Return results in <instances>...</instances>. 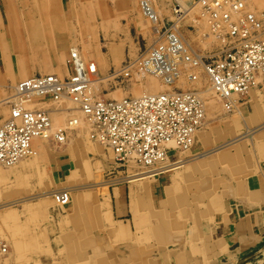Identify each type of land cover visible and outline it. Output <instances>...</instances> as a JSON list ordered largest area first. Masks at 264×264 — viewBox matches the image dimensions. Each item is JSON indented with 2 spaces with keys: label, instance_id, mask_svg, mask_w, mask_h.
<instances>
[{
  "label": "bare ground",
  "instance_id": "obj_1",
  "mask_svg": "<svg viewBox=\"0 0 264 264\" xmlns=\"http://www.w3.org/2000/svg\"><path fill=\"white\" fill-rule=\"evenodd\" d=\"M132 1H134V0H132ZM176 1L178 2V8L180 10H182V12H183L181 14L182 18L176 17V14L174 11ZM176 1L175 0H140V8H141V12H142L143 16L150 18V19H154L158 26L161 23H162V25L158 29L155 28V31L152 28V33L155 32L156 35H154L155 39L152 41V43L149 46H147L141 52H137V55L132 56V58L124 59V62H122L119 65V67L113 68L110 71V73H106V75H102L99 73L100 68L98 67V64L104 65V64H106L112 60L116 61V63L119 62L118 61V59H119L118 58L119 48L118 47H111V48H113V50H112L113 56L108 55V54L105 55L104 53H103L104 55H102L96 49H95V51H94V49L90 50L89 53H87V54H88V56L93 57L95 60L88 59L87 57H85V53H83V48H81L80 46H75L76 42H78L79 39L77 40L76 31L74 29H72L74 35L72 37V42H70L71 44H69L70 47L68 50V55H70L71 59H70V61L68 60V64L66 63L67 64V70H65L66 69L65 66H64L65 68H63L66 72L65 76H63L62 72L56 71V70H53L50 68L48 63H51V60H52V58H51L47 62L45 61L41 64L38 63V64L34 65L33 66L34 68L30 69V70H28V68L24 67L25 65L23 67L19 66V69H17V70H19L20 78L18 80H16V82L14 84H12V80L15 79V75L12 76V78L7 77V79L4 81L7 84L6 83H5V85L0 84V86L3 85L1 88L5 87L4 90H6V95L3 97H0V108H2L3 112L6 113V116L3 117V119L1 118L2 120L0 122V127L4 128L6 126V123L12 121L11 119L14 118L13 111L15 109H17L16 106H14V104L19 105V103L16 100V91H17V88H19L20 82L28 81L31 78H36V77H40V76H51L54 79H56L57 81L60 80V81L65 82L66 79H69L71 77L70 63L73 60H76L81 65L82 71L86 77L85 87L82 90H78L74 93L69 94L68 91L66 90V91H63L61 94H59V96H57V97H52V96L39 97V95H31V96L25 95V98L20 100L21 105H23L22 108L28 109L31 112H37V113L42 112L47 117V119H46L47 124L45 126L46 128L43 130L42 133H37V134L32 135V138L28 141V144L26 145L27 149L24 152V154H25L24 156H22L16 162H13L11 164H7V163L4 164V162H0V167L2 166L5 169H8V168L9 169H14V168L16 169L20 165L26 166L25 163L28 160L31 161V164H35L34 162L37 159L38 155H41V153L43 151L52 150L54 148L58 149V147H61L60 150H58V153H61L62 149L64 148L62 146H66V149L71 153V155L73 157L76 158L77 156H75L74 153H83L84 151H86L87 149H89L91 147L92 142H90V140L87 139V137H86L89 134V130L87 129V127L82 126L84 124H87V126L90 125L98 144H100L101 146L106 148V150H109V153L111 152L112 156L114 157V161L116 163L118 162L119 164L121 163L123 166H125L127 168L128 171L130 169V173L127 176H124L122 178L118 177V178H114L113 180H107V181L102 180L99 182H94V184L82 186V184H80V185H78L79 183L77 184L78 176H79L78 172L80 169H79V167L76 166V169L72 170L70 172V175L66 176L65 179L61 183L50 186L49 189L48 188H46V189L41 188L43 190L40 189V191L35 192V193H30V194H27L24 196L20 195V197L18 196L15 199L6 200V201L4 200L3 202H0V211L3 209H6V208H14V209H16V211L17 210L32 211V212L34 211V212H37L36 216L38 215V219L36 221H33L35 218L33 220H29V223H32V225L29 226V229L22 230V232L24 233L22 240H17L15 238H13L14 234H12V237H11V234H6V232L0 228V264H11L10 259L29 257L28 255H26L24 253V249H26L25 246L28 248H31L34 243H36V246H37V243L39 241H42V242L45 241V236L47 233H46V229L44 228V225L42 227V223L45 222L44 220H45V216H46L45 214L46 213L43 211V208H42L43 206H37L38 203H41L45 199H49V201L52 200L49 203H47L46 207L48 208L49 206L52 205V208L56 211V214H58L56 216L57 218L59 216H61L60 215L61 212H63L62 215L68 216V215L75 213V212H81L83 210L86 211V213L83 216H84V218H89V222H88V228L89 229H87L85 232L83 230H79V226L81 224H79V222L76 219H73L72 221H70V226H73V229H71L70 231L68 229V231L65 233V235L67 237H68V235H70L72 237V234H73V236H75V235L79 234L80 232H82V233H86V235L87 236L89 235V236L87 238H84L85 237L84 235H80L79 239L77 237L76 239H70L69 238V240H84V241L85 240H92V241H94V238H93L94 237V235H93V233H94L93 213H89V206L86 202H84L83 197L80 194L81 193L80 191L86 190V189H89V191H94L92 189L95 188L98 192L94 191L95 192L94 194H100L101 193L102 195H104L103 200L97 199L94 195L92 198V201L94 202V206H96V207L100 206L97 209L98 214H100V212H101L100 210L102 208H105V212L107 215V222H108L106 224V228L109 226V227H111V229L113 231H117V234H119V236H121V237H118L119 241L141 243L145 240V238H142V236H141L142 231L148 230L150 228L149 223H147V221H149V218H148V214L146 213L147 207L145 205V200H144L145 188L148 186V183L151 181V180L148 181L149 178H151V177L155 178V177L162 175V174H165V173H171L175 177L177 175H180L181 179H183L187 176L190 178L192 176V174H190V172L193 171L194 169H196V168L202 169L203 168L205 170L208 168H212V166H214L211 161H209V164L203 163V161L205 159H207V158L210 159V157H213L212 155L219 158L218 161L219 160L220 161H226V163L228 162L229 164H231L232 166L228 167L227 169H230L233 171H235V170L241 171V168L244 167V166H242V167L240 166V161H242V160L246 161V162H251L255 158H258L260 155H262V157H264V139L262 140V142H259V144H260L259 149L255 150V152L254 151L252 152V158H251L252 160H249L250 156L249 157H247V156L233 157V155H232L233 153L230 155L231 152L229 153V152L225 151L227 148L232 146L233 148H236V150H237L236 153L238 151L240 152L241 149L244 148L243 142H247V141H249V143L251 144V147L254 148L255 147V144H254L255 136L257 134L261 133L262 131H263L262 136H264V79H263V77L261 75H258L256 80H255V84L251 85L250 87H248L243 92L239 93V92L233 91V92H230L228 95H226V97H223V96L218 95L216 88L214 86L213 80L210 79V77L208 75L209 73L207 70L208 69L207 68L208 62H210L212 59H217V58L219 59L220 55L223 52L224 44L228 40L227 39L225 41V38H224V34L228 30V21H231V22L235 21L239 26L242 23L247 24V21H245V20L241 23V19H244L247 16L248 11H254L253 10L254 7H257L259 10H264V0H240L241 2H243L242 6L240 7V9L230 10L228 18H214L213 20H212L213 17L211 16V14L209 12H207L202 7L201 2H199L198 0H176ZM225 4L226 3H224V6H225ZM100 6L103 9V6L101 4H100ZM226 9L228 10V8H226ZM59 10H57V11H59ZM259 10L254 11L252 13H254L256 17L261 19L262 15H261V11H259ZM215 12H216L215 16L217 17L219 15L220 11L216 8ZM9 19H10V17H9ZM46 19H50V18L46 17ZM46 19H45V21H46ZM167 19L172 20L175 23L174 24V27H175L174 32H173L172 36H170V42L172 39H175L178 44L183 43L184 46L182 47V49L180 47L178 50L181 49V51L179 53H177L175 56H173L175 69H172L171 71H168L163 75H160V74L154 73L152 68L149 66L141 67V61L150 56L151 51L156 47V45H158V44L167 45L168 44V38H165L164 34L161 33L162 32L161 29H162V27L165 26V24H166L165 20H167ZM185 19L189 20L191 22V24L194 23L196 25V27H197L196 39H197L199 45H201L200 47L203 50H208V51L214 50V53L210 54L209 56L207 55L205 57L204 54L202 55L201 53H198L193 48L192 44L189 43V41L187 42L184 35L176 28L180 24V22L185 20ZM68 20L71 23L70 19H68ZM147 20H146V22L143 21L141 23L146 24ZM9 21H10V25H11L10 37H7L6 34H4L5 35L4 36L3 35L4 32L0 31V52H1V60H2V64H0V65H1V68L3 66L7 69H10V71H12L11 70L12 64H11L10 55L12 52V48L14 46H16V43H18L19 36H18V31L14 28V23H12L13 20L11 19ZM27 21H29V20H27ZM45 21H44V23H45ZM214 21H215V24L217 23V26L214 25V27H213ZM30 22L31 21H29V25L30 24L33 25ZM49 22H50V20H48V26H46L45 28L49 27V25L51 24V23L49 24ZM261 22H262V25L264 27V19H262L260 21V23ZM26 23H28V22H26ZM44 23H43V25H44ZM39 24L40 23L37 21V23H35V27H38V26L40 27ZM46 24H47V21H46ZM25 25H28V24H25ZM58 25H59V27L61 26L59 22H58ZM44 30H46V29H44ZM38 31H39V29H38ZM68 31H71V29ZM188 31H190V30H188ZM192 31H194V30H192ZM22 32L26 34V27L25 26H23ZM39 32H41V31H39ZM39 32H37L36 30H33V29H29L28 33L26 34V35H29V41L27 39H24V41H23L22 40L23 38H21L23 46H25V45H26V47L33 46L30 48H36L37 47L35 45L36 43H37V45L41 46L42 44H39L40 41H38V37H39V35L41 36L42 32L40 34H39ZM52 32H54V31H51V33ZM43 34H45L46 36ZM52 34H50V32L44 31L42 33V36L40 39V40H43L45 38V40H47L45 42V44H43L42 46L47 48L48 43H49V47H50L49 51L53 50V48L51 47L53 45L52 44V37H51ZM69 36H70V34H69ZM261 37L264 38V34H262ZM30 43H31V45H30ZM32 50H34V49H32ZM125 52H126V50H125ZM59 59L61 60L60 57H59ZM20 62H21V60H20ZM109 65H110V63H109ZM1 68H0V70H1ZM91 68H92V70H91ZM101 69L106 71L105 68H103V67ZM121 72H123L124 74H122ZM32 73H33V75H32ZM1 77H2V74L0 73V78ZM183 77H186L188 79V81L190 82L189 83L190 85H188L189 86L188 88H186L187 85L184 86L185 88H183L184 84H182V85L179 84L180 80H182ZM152 78H154V79H152ZM155 79L161 80L160 82H162L163 86H165L164 90L161 89V85H159V83L157 81H154ZM111 80L112 81H118L119 84H122V82L124 80H127L126 85H130V86L133 85L132 81L143 82V84L141 85V89L143 92L137 93L136 95L124 96L120 99H104L102 97H99L98 91H97L98 85L102 82H107V81H111ZM198 85H200V86H198ZM204 88H206V89L204 90ZM7 89H9V91H7ZM1 90H3V89H1ZM1 90H0V92H1ZM178 91H183V92H187V93L189 92L190 94H193L199 101H201V103H202V116H201L202 120L200 119L198 126L193 130V132H192V143L189 146L184 147V146L177 145L173 140H170V139H169L170 141H167L165 143L166 146L168 147V149L166 150L165 146H164V164L165 165L163 167L157 168L156 170H151L150 167L146 166L143 163L138 162L137 159L133 155L129 156L125 162L119 161L118 151H116L114 149V147L108 141L104 140V138L101 137L100 130L96 127V123H95V121H96L95 118H97L95 115L96 112H94L92 109L86 111L84 108H82L83 103L87 104V105L88 104L93 105L94 103L101 102V101H103V102H120V101H123L125 99L137 100V99H141V98L146 97V96H153L154 97L157 95L158 96L159 95H165V96L169 97V95H174V93H177ZM206 92H209V94H211L210 97L215 99L214 103L210 102L208 96H206ZM209 94H207V95H209ZM245 94H248L245 101L239 102L238 100L242 96H244ZM0 95L2 96V92L0 93ZM153 97H150V98H153ZM211 104H213V105H211ZM216 104H218L219 107H221V109L226 113H230V112H233L234 110H236V112H234V115L238 114V119H237V117L234 118L235 122L233 123V125H234L233 129H234V131H236V130H238V128H240L241 125H243L244 126L243 127L244 132L237 133V135L235 137H232L231 139L225 141L224 143L214 145L213 147H210V148L206 149L205 151L198 152L195 154H193V153L190 154V152H192V145L194 142H196L197 137L201 141L204 140V142H205V140L207 138V132L203 131V130L206 127L209 119L215 118V117H217V115L210 116V117H207V116H208V114H214V113L217 114L218 110L215 109ZM7 111H8V113H7ZM22 112H27V111L22 110ZM206 113H207V116H206ZM57 116H65V120H64V123L62 125L55 124ZM21 123H17V124H21ZM226 131L228 132V134L231 132L230 129H228ZM228 134H226V135L225 134H219V137L224 138V137H227ZM47 142H50L52 145L47 146ZM92 145H93V143H92ZM79 149H82V150L79 151ZM129 149L132 151V147H130ZM220 151H223V152H220ZM218 152H220V153H218ZM173 153L175 156L178 155V157L176 159L172 160V159H170V156ZM43 154H44V152H43ZM42 160H43V158H42ZM255 160H257V159H255ZM81 161H82V159H81ZM38 162H39V160H38ZM50 162H51V160H50ZM81 163H83V162H81ZM85 165H86V163H85ZM224 165H226V164H224ZM85 169H86V171H89V167L87 165L85 166ZM27 170H29V169L27 168ZM6 173H7V171H6ZM43 175L44 174H40V176L38 178V183L43 182V179H44ZM5 176H7V175H5ZM5 176H3V174L1 173L0 182L2 180V177H4L3 179H5ZM25 177L26 176L22 175V174L21 175H15L16 186L14 187V192L5 190V191H3L5 193V195H9V196L10 195H13V196L17 195L16 194L17 192H15V191H19L20 186H22V183L24 182ZM45 183H47V182H45ZM119 183H126V184L128 183L130 186L134 185V184H139V186L141 187L142 191L140 193L132 192L131 205H130L131 209L133 211V222H134L135 227H136L135 231H134V229L131 230L129 224H124V222H122L121 220L112 219V221H110L108 219L109 211H110V213H112V212H111V210L108 211V208L105 207L107 204V200L109 199V196L107 197V195H106L107 194V188L109 187L110 184H119ZM186 188H188L187 190H191V189H189L190 188L189 186H187ZM0 195H1V192H0ZM212 197H213V195H212ZM214 208H218V207H214ZM210 209H213V207ZM225 216H226V214H225ZM167 217L169 219V216H167ZM212 219H213V216H212ZM209 220H211V219H209ZM64 221L65 220L58 218V228L62 227V229H64V230L67 229L65 227V225L63 226L61 224V223H64ZM223 221H225L224 218H223ZM34 226H38L37 227V230H38L37 233H39L38 235L36 234L35 230L33 229ZM23 227L27 228L28 225L24 224ZM7 228L9 229L10 226H7ZM208 228H209V226H208ZM11 230L13 231L12 228H11ZM91 230H92V232L89 233V231H91ZM39 235H41V238L43 237L42 240L41 239L38 240L37 237ZM123 236H124V238H123ZM58 240H59V242H61L64 239L60 236V239H58ZM149 241L154 242V240H149ZM197 242H190V245L192 248H195L198 251ZM140 245L141 244H137L136 248H139ZM165 247H166V245H165ZM168 252H170V250L167 251V249H165L166 256H167ZM231 262H233V261H231Z\"/></svg>",
  "mask_w": 264,
  "mask_h": 264
},
{
  "label": "rangeland",
  "instance_id": "obj_2",
  "mask_svg": "<svg viewBox=\"0 0 264 264\" xmlns=\"http://www.w3.org/2000/svg\"><path fill=\"white\" fill-rule=\"evenodd\" d=\"M57 2L58 0H0V5L7 16V24L2 30V32H4L3 35L6 34L7 37H10L11 25L9 20L12 19L13 20L12 23H14V28L18 31V36H19L18 43H16V46L12 48V52L10 55L12 71H10V69H7L3 66L1 68L0 65L1 68L0 73L2 74V77L0 78V84L5 85L6 82L4 81L7 79V77L12 78V76L15 75V79L12 80V84H14L16 80L20 78L19 70H17L19 69V66L23 67L25 65L24 67L30 70L34 68L33 67L34 65L38 63L41 64L45 61L47 62L52 58L53 50L49 51L50 48L49 43L47 48L42 46L43 44H45L47 40H45V38L43 40H40L42 33L45 31L44 28L41 27V25H43V22L45 21L46 17L49 18L53 13L57 11V6H58ZM100 4L103 6V9L101 8ZM75 6L76 8L73 9L74 16L72 20L75 22L73 28L76 31L77 40L79 39V41L76 42L75 46H80L81 48H83V53H85V57L92 60L95 59L91 56H88L87 53H89L90 50L94 49L95 51L96 49L98 50L99 53L104 55L107 52V46L109 44L110 39L112 41L119 40L120 42H125L126 52L124 58L125 59L132 58V56L137 55V52H141L147 46H149L152 43V41L155 39L154 35L156 34L155 32L152 33V28L155 31V28L158 29L162 25L161 23L158 26L154 19H150L143 16L140 8V0H134V1L84 0L77 3V5H74V7ZM27 20L31 21L30 23H32L33 25L31 24L29 25V21ZM146 20H147L146 24L141 23L143 21L146 22ZM25 21L28 23H26ZM37 21L40 23L39 24L40 27L38 26L39 28L35 27V23H37ZM165 22H166L165 26L162 27L161 29L162 32L165 30V28L171 26L173 21L167 19L165 20ZM24 23L28 24L29 26L25 25ZM23 26L26 27V34L28 33L29 29L36 30L37 32L39 31L42 32V33L39 32V34L41 33V36L38 34L39 35L38 41H40L39 44H42L41 46L37 45V43L35 44L37 46L36 48H30L33 46L30 47L29 46L26 47V45L23 46L22 40L24 41V39H27L29 41V35H26L25 33L22 32ZM37 28L39 29V31ZM128 28L130 29V31H126L128 30ZM177 29L184 35L187 42L189 41V43L192 44L193 48L198 53H201L202 55L204 54L205 57L207 55L209 56L210 54L214 53V50L212 51L203 50L200 47L201 45H199L196 39L197 27L194 23L191 24L189 20L185 19L180 22V24L177 26ZM110 33L112 35H109ZM129 33H130V37L128 35ZM21 38L23 39L21 40ZM70 59L71 57L70 55H68V60L70 61ZM0 64H2L1 52H0ZM120 64L118 63L117 65L112 67H109V62L104 65L98 64V67L100 68L99 73L102 75H106V73H110V71L113 68L119 67ZM102 67L105 68L106 71L102 70L101 69ZM126 81L127 80H124L122 84H119L118 81H112V80L100 83L97 88L98 96L104 99H120L124 96L136 95L137 93L143 92L141 89V85L143 84V82L132 81L133 85L130 86V85H126L127 84ZM154 81H157L159 85H161V89L163 90L165 89L163 83L160 82L161 80L155 79ZM189 83L190 82L186 77H183L182 80H180L179 82L180 85L184 84L183 88H185L184 86L186 85H187L186 88H188L189 87L188 85H190ZM2 86L3 85H1L0 88ZM206 88H204V90ZM1 89H3L2 93L3 96H5L6 95V90H4L5 87ZM7 91H9V89H7ZM207 94H209V92H206V96H208L211 103H214L215 99L210 97L211 94L209 95ZM247 95L248 94H245L238 101L244 102ZM215 109L218 110L217 114L216 113L208 114L207 116L206 113L207 117L215 116V115H217V117L209 119L206 127L203 130L207 132V138L205 142L204 140L201 141L198 137L196 138V142L197 140H199L202 143V145L207 149L213 147L214 145L224 143L225 141L231 139L232 137H235L237 133L244 132L243 125H241L240 128H238V130L236 131H234L233 129L234 128L233 123L235 122L234 118L237 117L238 119V114L234 115V112H236V110L230 113H226L221 109V107H219L218 104H216ZM64 120H65V116H57L55 124L62 125L64 123ZM82 126L87 127V129L89 130V134L87 133L88 135L86 134L87 135L86 137L87 139L90 140V142L93 143V145L91 143V147L86 151L83 150L84 151L83 153H74V155L77 156L75 158V162L77 163L76 166L79 167L80 169L78 172L79 176H78L77 184L78 183H79L78 185L82 184V186L90 185V184H94V182H99L102 180L107 181V180H113L114 178H118V177L122 178L124 176H127L130 173V169L128 171L127 168L123 166L121 163L120 164L118 162L116 163L114 161V157L112 156L111 152L109 153V150H106V148L98 144L90 125L87 126V124H84ZM228 129L231 130L229 134L226 131ZM219 134H225V135L228 134V136L224 138H220ZM262 134L263 131L255 136L254 148H252L249 141L246 140L247 142H243L244 148H242L240 152L238 151L236 153L237 151L236 148H233L232 146L227 148L225 151L229 153L231 152L230 155L233 153L232 154L233 157L250 156L249 160H252L251 159L252 152L253 151L255 152V150L259 149V145H260L259 142H262V140L264 139V136H262ZM196 142L193 143L192 152H190V154L198 153L199 148H196ZM50 145L52 144L50 142H47V146ZM60 148L61 147H58V150H60ZM80 150L82 149H79V151ZM212 156L213 157H210V159L213 160L211 162L214 165L212 166V168H214L216 167V164H218L219 158L215 157L214 155ZM177 157L178 155L175 156L173 153L170 156V159L173 160L176 159ZM259 157H262V155H260ZM85 163L89 167V171H86ZM107 163H111L108 164V167L109 165H111V169L109 172L108 170H105ZM212 168H208L205 170L203 168L202 169L196 168L193 171H191L190 174H192L193 177L191 176L189 178L187 176L185 177L186 179L185 178L183 179L185 181L186 187L189 186L190 187L189 189H192V187L199 188L201 186L205 187V186H209L210 184L212 185L213 182H208V178H207ZM153 178L154 177L149 178L148 181L152 180ZM119 184H126V183H119ZM119 184H110L109 187L107 188L106 195L107 197L109 196V199L107 200V204L105 207L108 208V211L110 210V187ZM92 190L97 191L95 188H93ZM94 191H89V189L80 191L81 192L80 194L82 195L84 202H86L89 206V213H93L94 241L69 240V238L76 239L77 237L79 239L80 235H84L85 236L84 238H87L89 236V235L87 236L86 233H82V232H80L75 236H73L72 234V237L70 235H68V237L65 235L68 229L69 231L73 229V226H70V221H72L73 219H76L79 222V224H81L79 226V230H83L85 232L87 229H89L88 228L89 218H84L83 216L86 213V211L83 210L81 212H75L68 216L62 215L63 212H61L60 214L61 216H59L58 218L65 220L64 223H61L63 226L65 225V227L67 228L64 230L62 229V227L58 228V218L56 217L58 214H56V212L53 211L54 209L52 208V205L49 206L48 208L46 207L47 203H49L52 200L49 201V199H45L41 202L42 204L41 203H38L39 205L37 204V206H43L42 207L43 211L46 213L44 220L45 222L42 223V227L44 225V228L46 229V233H47L45 236V241L44 240H43L44 242L39 241L37 243V246L36 243H34L31 248L25 246L26 249H24V253L29 257L10 259L11 264H171L168 261L173 260V258L177 261V256L174 257L171 251L168 252L166 256L165 245L167 246V244H165L166 243L165 240L156 239V241L159 242L156 244L155 238L153 236H159L162 235V233H157L155 228L153 230L149 228L148 230L142 231L141 236L142 238H145V240L141 243L119 241L118 237L121 236L117 234V231H113L109 226H108L109 228L108 227L106 228V224L108 222H107V215L105 212V208H102L100 210L101 211L100 214L97 213V209L100 206L99 207L94 206V202L92 201V198L95 195L97 199L103 200L104 195H102L101 193L94 194L95 193ZM16 197H18V195L17 196L15 195L14 199ZM33 212L20 211V210L16 211V209L14 208L3 209L0 211V228L3 229L6 232V234H11V237L12 234H14L13 238L17 240H22L24 235L22 230H27L29 229V226L32 225V223H29V220H33L35 218L33 221H36L38 219V215L36 216L37 212L34 213ZM108 219L110 221H112L113 219L112 213H110V211H109ZM24 224L28 225V227L24 228L23 227ZM7 226H10V228L8 229ZM37 227L38 226H34L33 229L38 235L39 233H37L38 232ZM11 228L13 229V231L11 230ZM103 229L104 231L108 232L107 242L101 241L102 237L100 231H102ZM90 232H92V230L89 231V233ZM163 234H165V232ZM60 236L64 239L61 242H59L58 240L60 239ZM37 238L38 240L39 239L42 240L43 237L41 238V235H39ZM149 240H154V242H150ZM137 244H141L139 248H136ZM160 244H165L164 249H162L163 251H161V249L159 250L158 248ZM195 251H197V249H195ZM160 255L162 259H160L159 257Z\"/></svg>",
  "mask_w": 264,
  "mask_h": 264
},
{
  "label": "crops",
  "instance_id": "obj_3",
  "mask_svg": "<svg viewBox=\"0 0 264 264\" xmlns=\"http://www.w3.org/2000/svg\"><path fill=\"white\" fill-rule=\"evenodd\" d=\"M81 1L84 0H58L57 10H60L53 13L49 17L50 19H46L47 24L45 21V23L43 22L44 25H41V27L44 26L46 32L53 33V36L51 35L53 55L51 63H48V65L51 69L62 72L63 76L66 75L69 44H71L74 35L72 30L74 29L72 26L75 25L72 20L74 16L73 9L76 8L74 5ZM48 20H50L49 24L51 23V26L45 28L48 26ZM6 24L7 16L0 5L1 32ZM70 29L71 31H68ZM51 31L54 32L51 33ZM126 31H130V29L128 28ZM128 35L130 37V33ZM111 47L119 48V62L117 63H122L125 59V42L110 39L105 54L113 56V48ZM109 63V67L117 65L114 60L109 61ZM64 66L66 67L65 70L63 69ZM0 97H3V93ZM0 111L1 122L6 113L3 112L2 108H0ZM63 147L62 151H64L61 153H58L56 148L43 151L44 154L42 152L41 155H38L35 164H31V161L28 160L25 163L26 166L20 165L16 169H5L1 166L0 175L2 173L3 176H7H5V179L2 177V183L0 182V202L14 199L15 195H5L3 191L14 192L16 186L15 175L22 174L26 176L19 191H15L18 196L38 192L41 188L49 189L50 186L61 183L66 176L70 175L72 170L76 169L77 164L74 160L75 157L66 149V146ZM196 148H199L198 152L207 149L199 140L196 142ZM255 159L251 162L240 161V166H244L241 171L227 169L232 165L219 160L207 177L208 182H213L212 185L205 187H192L191 190H187L184 178L181 179L180 175L175 177L171 173L159 175L148 183L144 191L146 213L149 218L147 223H149L151 230L155 228L157 233H162V235L153 236L155 241L156 239L165 240L167 251L170 250L174 257L177 256V261L173 258V260L168 261L169 263L264 264V157ZM209 161L213 160L207 158L203 163L209 164ZM108 164L111 163H107L105 170L109 172L111 165L108 167ZM40 174H44V179L43 182L38 183ZM141 191L139 184L131 186L129 184H119L110 187L112 218L121 220L124 224H129L131 230L134 229V231L136 227L130 206L132 192L140 193ZM212 207L213 209H210ZM167 216H169V219ZM223 218L225 221H223ZM100 232L101 241L107 242L108 232L104 229ZM164 232L165 234H163ZM190 242H197L198 251L191 247ZM157 243L159 242L156 241ZM165 244H160L158 246L159 250L163 251ZM159 257L162 259L161 255Z\"/></svg>",
  "mask_w": 264,
  "mask_h": 264
},
{
  "label": "built area",
  "instance_id": "obj_4",
  "mask_svg": "<svg viewBox=\"0 0 264 264\" xmlns=\"http://www.w3.org/2000/svg\"><path fill=\"white\" fill-rule=\"evenodd\" d=\"M198 1L211 14L212 20L228 18L230 10L240 9L243 4L240 0ZM216 8L220 11L217 17ZM253 10L259 9L254 7ZM174 11L177 18H182L183 12L178 8L177 1ZM254 11H248L247 16L241 19V23L245 20L247 24L240 23L239 26L235 21H228V30L224 34L225 41L228 40L224 44L223 52L219 59L208 62V75L220 96L226 97L233 91L243 92L255 84L258 75L264 79V38L261 37L264 27L262 22L260 23L264 19V10H259L261 19L252 13ZM174 24L173 21L172 25L162 32L165 38H168V44L156 45L150 56L141 61V67L149 66L154 73L160 75L175 69L173 56L179 53L184 45L178 44L175 39L170 42ZM214 25L217 26L215 21L213 27ZM70 66L71 77L65 82L57 81L51 76H40L19 83L16 91L19 105L14 104L17 108L13 111L14 118L6 123L4 128L0 127V162H16L25 155L26 145L32 135L42 133L46 128L47 117L42 112H31L22 108L20 100L25 98V95L57 97L63 91L67 90L71 94L85 87L86 77L81 65L73 60ZM150 97L153 96L120 102L101 101L93 105L83 103L82 108L96 112V127L100 130L101 137L118 151L119 161L125 162L133 155L138 162L156 170L165 165L164 146L167 150V141L173 140L177 145L184 147L192 143V132L200 119L202 120V103L193 94L183 91L169 97Z\"/></svg>",
  "mask_w": 264,
  "mask_h": 264
}]
</instances>
